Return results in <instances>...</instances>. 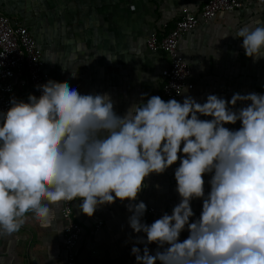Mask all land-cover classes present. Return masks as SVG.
I'll use <instances>...</instances> for the list:
<instances>
[{"label": "clouds", "instance_id": "1", "mask_svg": "<svg viewBox=\"0 0 264 264\" xmlns=\"http://www.w3.org/2000/svg\"><path fill=\"white\" fill-rule=\"evenodd\" d=\"M237 36L246 57L264 58V23ZM34 87L39 95H13L0 110V236L19 232L29 213L47 226L64 202L92 217L127 201L128 226L144 234L131 247L136 264H264V92L203 102L142 93L118 114L107 92L55 79ZM174 165L179 201L149 224L139 195Z\"/></svg>", "mask_w": 264, "mask_h": 264}, {"label": "crops", "instance_id": "2", "mask_svg": "<svg viewBox=\"0 0 264 264\" xmlns=\"http://www.w3.org/2000/svg\"><path fill=\"white\" fill-rule=\"evenodd\" d=\"M203 1L0 0V11L27 26L42 51L48 79L67 81L82 94L107 92L115 111L123 114L142 93L161 96V70L168 60L160 50L147 47V38L153 33L161 38L183 12L197 13ZM240 1L243 8L220 11L180 38L179 53L191 73L183 90L187 92L179 100L184 95L203 102L208 94L230 99L234 92H264V58L254 62L246 57L237 36L249 22L264 23V7L255 0ZM229 127L238 128L239 122ZM174 167L163 175L153 174L139 195L148 206L143 219L149 224L165 211L170 214L179 201ZM78 203L73 201L72 211L83 225L76 248L78 264H136L131 247L136 236L144 234L128 226L127 201L103 206L92 217L81 213ZM201 204L192 202L196 216ZM53 212L47 226L29 213L19 232L0 236V264H66L62 230L66 222L61 207L53 206ZM98 221L102 225L95 230ZM187 235L183 232L181 240ZM156 247L149 245L153 252Z\"/></svg>", "mask_w": 264, "mask_h": 264}, {"label": "built area", "instance_id": "3", "mask_svg": "<svg viewBox=\"0 0 264 264\" xmlns=\"http://www.w3.org/2000/svg\"><path fill=\"white\" fill-rule=\"evenodd\" d=\"M264 7V0H255ZM244 7L240 0H204L197 13L185 11L176 19L174 26L161 38L151 34L146 44L149 49L160 50L168 60L161 70L160 94L165 100L181 97L186 81L190 76V67L179 53V41L182 36L197 27L200 22L211 20L220 11L238 10ZM48 74L43 70L42 51L26 25L0 11V110H6L11 96L25 98L34 87L46 82ZM73 201L64 202L61 215L66 224L63 238L66 248V264H78L76 248L83 235L82 223L72 217ZM102 222L95 223V230Z\"/></svg>", "mask_w": 264, "mask_h": 264}]
</instances>
